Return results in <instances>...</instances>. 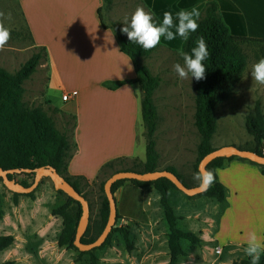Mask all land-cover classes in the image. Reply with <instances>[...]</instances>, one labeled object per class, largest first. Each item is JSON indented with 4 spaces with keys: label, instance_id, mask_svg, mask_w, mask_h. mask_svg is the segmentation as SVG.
Wrapping results in <instances>:
<instances>
[{
    "label": "crops",
    "instance_id": "0c3cea01",
    "mask_svg": "<svg viewBox=\"0 0 264 264\" xmlns=\"http://www.w3.org/2000/svg\"><path fill=\"white\" fill-rule=\"evenodd\" d=\"M18 1L25 26L31 35L32 48L45 47L47 49L46 62L41 65L47 68L46 81L49 85L59 89L61 98L65 93H73L68 101H62L60 98L63 102L60 107H54L48 101L53 109L60 110L65 116L72 115L75 119L71 134L67 133L70 142L74 145L67 163V175L81 177L92 183L103 166L111 161L137 158L140 163H143L145 159L142 160L134 154L137 144L140 142L146 144L145 129L141 118V90L135 82L136 74L131 60L119 50L112 24L123 28L125 21L130 20L138 7L152 13L147 2L174 6L180 0H111V3L106 6L104 3L103 6L101 0ZM78 1L87 3L86 12L90 19L88 22L83 21V24L71 22L58 29L57 33L64 37L63 46L59 44L58 49L54 51L47 42L37 40L35 36L37 16L34 10L40 7L41 10L38 9L40 13L43 10L45 13L53 14L56 18L57 14L62 11L66 14H73L74 6H78ZM209 1L211 0H201L188 10L198 11L199 19L204 15ZM224 1L233 5L240 15L251 16L252 12L256 18L259 15V0ZM95 12L98 20L99 14L102 19L106 17L107 20L104 23L106 28L101 29L97 25L94 18ZM158 48L156 50L165 51V49ZM105 81H126L128 83L115 90H110L101 86V83ZM178 81L179 78L175 79L176 83ZM159 89L160 84L153 95L158 116V124L154 133L155 148L159 154L158 169L172 167L182 175L174 162L180 160L183 162V159H186L185 155L189 151L192 152L194 140L197 159L199 136L194 127V100L190 101L191 105L187 103L189 95H186L183 89H176V86H170L162 93ZM189 107L192 113L191 121L186 119L184 114L187 109H190ZM161 113L165 114V118H162ZM158 142L162 143L160 147L157 145ZM176 144L178 147L175 146ZM113 145L122 147V150L114 154L103 150V147ZM162 145L164 152H162ZM189 162L190 159L187 160V163ZM215 172L218 181L225 188V201L220 203L224 205V208L216 217L210 214L205 218L199 214L191 216L192 220H201V218L203 220L201 225L198 224V231L194 232L198 233L202 239L201 244L196 246L199 255L208 257L214 255L215 252L221 254L223 247L231 252L235 249L244 252L248 236L253 232L256 233L259 241L264 243V174L261 173V168L248 161L233 159L226 161ZM125 191L131 192L132 196L139 200L132 201L130 206L125 205L123 201ZM155 192L157 191L152 186L141 188L126 181L113 194L116 210L120 216L119 226H126L130 230L132 228L145 230L143 235L147 241L155 238L152 233L147 232L155 224L152 212L157 214L160 208V222L164 220L159 204L160 195ZM175 192L176 190L169 191V203H171V197L177 196ZM187 198V202H195V198ZM176 216L177 221L182 220L180 216ZM214 225L217 229L225 226L228 234L226 232L227 235L220 236L218 232L213 233ZM232 263L233 259L228 262V264ZM210 264H217V262L215 260Z\"/></svg>",
    "mask_w": 264,
    "mask_h": 264
},
{
    "label": "trees",
    "instance_id": "16d2710c",
    "mask_svg": "<svg viewBox=\"0 0 264 264\" xmlns=\"http://www.w3.org/2000/svg\"><path fill=\"white\" fill-rule=\"evenodd\" d=\"M109 5L111 0H104ZM201 0H180L174 6H166L157 2H147L148 7L154 14L156 22H162L163 13H175L181 9L190 8ZM224 0H211L207 2L204 15L197 20L199 25L197 31L191 35L188 40L177 38L168 42L162 39L161 43L154 49L144 50L138 44L129 41L128 37L121 32L119 25L112 24L115 30V36L121 53L126 55L133 65L136 79L135 82L141 90V118L145 129V161L137 165L138 168H128L119 171H134L138 173H148L154 171H168L173 173L186 187L190 184L184 181L174 168L167 167L158 169L159 154L155 148L154 133L158 124V116L153 101V95L159 86L160 79L151 74L148 68L140 63V59L148 57L159 46H165L171 51L190 52L195 46L198 37L203 36L210 53L205 61V78L193 82L194 90V127L199 136L197 145V159L192 169L197 174L200 160L213 151L211 140L217 129L216 109L228 100L234 93L235 86L242 78L246 68L247 59L241 48V45L248 42L259 43L258 55L264 59V0H259V15L256 18L252 12L250 16H243L236 8ZM99 13V10H98ZM99 21L103 28H106L99 14ZM257 24V25H256ZM31 39V35L28 31ZM32 41V40H31ZM37 51L20 66L14 73L0 67V168L3 171L8 170H35L41 167H52L62 176L79 194H82L79 181L81 177H71L67 175V163L71 157L74 145L70 142L66 132L58 130L52 118L39 108L30 109L23 102L24 87L23 83L28 80L37 70V67L46 62L47 53L45 47H37ZM126 81L105 82V88L115 90L126 84ZM65 115V114H63ZM72 121L74 127V117L67 115ZM245 130L252 137L253 147L240 148L263 154L264 148V113L258 104L255 103L253 112L245 118ZM235 146V145H234ZM237 159L247 161L236 157L217 158L209 163L207 171L214 174L212 186L204 193L194 197H206L214 199L218 203L225 201V188L218 181L216 169L221 168L226 161ZM119 160V159H117ZM115 160V161H117ZM111 161L103 166L96 180L100 175H106L107 170H111L115 164ZM249 162V161H248ZM253 165L255 163L249 162ZM264 174V165H257ZM33 179V173H20ZM16 174L8 175L9 179H15ZM110 176V175H109ZM2 180V179H0ZM104 181L99 183L100 191L103 193L99 207L98 218L91 226H88L81 242L85 244L92 243L101 234L104 229L109 209L108 202L103 191ZM126 181L131 182L137 187L152 186L160 195L159 204L163 211L164 221L167 225V249L169 255L168 264H177L178 257L185 256L186 253L181 247V242L185 241L194 246H199L202 239L198 233L184 231L177 226V216L169 203L168 193L170 190H177L176 187L167 179L160 178L152 182H139L135 180H119L111 187V192L115 191ZM33 182V180H32ZM31 182V183H32ZM22 186L28 187L27 181H19ZM61 194H64L58 191ZM14 204L18 194H13ZM26 196L32 197L33 192ZM85 198V196L83 195ZM189 197V198H194ZM68 198V197H67ZM86 199V198H85ZM87 200V199H86ZM1 204V200H0ZM52 216L62 219V229L57 238V245L68 249H78L74 246L76 228L81 216V207L78 202L68 198L67 202L51 212ZM3 212L0 208V219ZM120 216L116 215V221ZM91 229L94 235L87 238ZM121 235L128 250L132 249L130 240V229L126 226L113 227L103 245L99 248L87 252L78 251L79 256H88L89 264H98V259L94 251L101 250L110 243L113 234ZM13 237L10 235L0 236V252L8 248L13 243ZM0 264H14L13 261H4ZM232 264H251L250 259L241 260ZM259 264H264V257L260 259Z\"/></svg>",
    "mask_w": 264,
    "mask_h": 264
},
{
    "label": "rangeland",
    "instance_id": "374dc122",
    "mask_svg": "<svg viewBox=\"0 0 264 264\" xmlns=\"http://www.w3.org/2000/svg\"><path fill=\"white\" fill-rule=\"evenodd\" d=\"M101 3L105 4V1L101 0ZM77 4L78 6H74L73 14H66L62 11L57 14L56 18L53 17V14L50 15L43 10L40 13V7H38L40 9L39 11L38 9H36L37 12L34 10L35 16H37L35 26L37 40L47 42L48 46L50 45L54 51L58 49L59 44L63 46L64 41L62 40L64 37L57 33L58 29L69 25L71 22L77 24L80 22L83 24V21L88 22L90 19L86 12L87 3L85 4V1H78ZM49 16L51 17L50 19ZM94 18L97 25L102 29L96 12ZM102 20L103 23H106L105 21L107 19L105 17ZM0 26L6 28L10 34L6 44L0 47V67L10 73H14L38 49L32 48V41L25 26L18 0H0ZM54 27L55 29L53 30ZM159 48L165 49V51L155 50L148 57L141 58L139 60L140 63L151 70L152 75L160 79V93L168 90L170 86H176V89H183L186 95H189L187 103L190 104V101L194 100L195 95L192 80L190 78L185 80L179 79L178 83L175 82V79L178 80V76L173 66L176 63L183 64L182 52L170 51L164 46H159ZM241 48L247 59L246 68L242 78L235 86L234 93L215 111L217 129L211 140L215 148L230 144L239 146L240 148L253 147L252 137L245 130V118L253 112L256 102H258L264 113V85L256 83L250 74L252 66L261 60L258 55L259 43H244L241 45ZM44 63L45 61L23 83L25 90L22 97L23 102L30 109L39 108L43 110L52 118L58 130L70 135L73 130V121L68 116L63 115L60 110L53 109L52 106L60 107L63 102L60 99L61 92L59 89L56 86L49 85L46 81L47 68L41 66ZM105 82L111 83L115 81ZM104 83L102 82L101 86L104 87ZM184 114L186 115V119L191 121V108L187 109ZM161 115L162 118H165L164 113H161ZM103 124L106 123L103 122ZM155 139L157 140V138ZM141 144L142 142L137 144L134 149V154L144 160L145 145ZM161 144V142H158V147ZM177 145L175 146L178 147ZM103 150L105 152L110 151V153L114 154L121 151L122 147L116 145L105 146ZM191 150L193 156L192 152L189 151L186 154L187 156L185 155L186 159H183V162L186 163L180 160L175 161L174 164L179 172L182 173L184 181L190 184V186H195L198 184L194 179L196 173L192 169L193 163L196 160L195 140ZM164 151L165 149L162 145V152ZM189 159L190 162L187 163ZM137 165H141L137 158H122L115 161L113 168L107 170L106 175H100L99 180H95L92 183L83 179L79 181L82 194L89 203L90 215L88 226H91L98 218L99 207L103 196L99 187L100 181L106 180L114 170L138 168ZM32 180L23 174H16L15 176L16 182L27 181L30 184ZM13 194L4 186L2 180H0V208L3 212L2 218L0 219V236L10 235L14 239L11 246L0 252V262L13 261L14 264H89L88 256H79L78 251L57 245V238L62 229V219L57 216H52L51 212L53 209L65 204L68 198L65 194H61L54 189L53 183L49 178H43L41 180L33 192L32 197L18 194L16 204H14ZM175 194L177 196L175 198L171 197L170 204H172L174 213L182 218V220L177 221V226L181 230L198 231V224L200 223L201 225L203 220L202 218L201 220H192L191 216L193 214H199L203 218L209 214L216 217L224 208L223 204L210 198L194 197L195 202H190V204L187 202L188 200L186 199L188 198L185 194L177 190ZM138 200L132 196L131 192H124L123 201L125 205L130 206L132 201ZM159 212H161L160 208ZM159 212L157 214L154 211L152 212L155 224L151 230H147L149 234L152 233L154 235V240H145L143 235L145 230L132 228L130 230L132 249L128 250L121 235L115 233L110 238V243L106 247L94 251L98 259V264H168V230L166 232L167 226L164 220L160 222ZM114 227H121L119 226L118 220L115 222ZM212 231L213 233L218 232L220 236L228 234V229L225 226L217 229L214 225ZM93 235V229H91L87 238ZM181 247L186 255L178 257L177 264H210L215 260L217 264H228L232 259L233 263L250 259L245 255V252L238 249L231 252L226 247L224 248L223 245L221 254L215 252L214 255H209L208 257L199 255V250L196 246L188 242L182 241ZM188 255L189 257H187ZM262 257H264V254L261 255L260 259Z\"/></svg>",
    "mask_w": 264,
    "mask_h": 264
},
{
    "label": "clouds",
    "instance_id": "9594fccd",
    "mask_svg": "<svg viewBox=\"0 0 264 264\" xmlns=\"http://www.w3.org/2000/svg\"><path fill=\"white\" fill-rule=\"evenodd\" d=\"M200 13L196 10L181 9L175 13L164 12L162 22H156L154 14L146 12L143 8H137L130 20L123 24L121 32L125 34L129 41L138 44L144 50L156 48L162 41H174L178 37L188 40L199 27L197 20ZM9 31L0 26V47L6 44L9 39ZM207 43L203 36L195 41V46L190 52L181 53L183 64L176 63L174 71L179 79H195L200 81L205 78V61L209 58ZM252 79L264 85V59L252 66ZM198 182L200 191L208 190L214 182V174L211 171L200 170L194 176ZM245 255L250 258L251 264H259L260 257L264 254V243H261L256 233H250L248 243L244 249Z\"/></svg>",
    "mask_w": 264,
    "mask_h": 264
},
{
    "label": "water",
    "instance_id": "95a60500",
    "mask_svg": "<svg viewBox=\"0 0 264 264\" xmlns=\"http://www.w3.org/2000/svg\"><path fill=\"white\" fill-rule=\"evenodd\" d=\"M236 157L243 160H247L249 162L255 163L257 165H264V154L258 155L255 152L239 149L234 145H227L220 148H216L207 155H205L198 164V172L200 170H206V167L209 163L217 158H230ZM33 173V182L28 187L22 186L20 183L16 182L15 179H9L8 175L13 174H20V173ZM0 178L4 186L15 194H23L27 195L35 191L39 183L43 178H49L52 183L53 187L56 191H60L64 193L68 198L76 201L79 203L81 207V216L76 228V234L74 238V246L80 252H87L93 249L99 248L103 245L105 240L107 239L108 235L110 234L112 228L116 222V203L111 192L112 185L119 181V180H135L139 182H152L160 178H165L169 180L177 190L185 194L187 197H194L196 195L202 194L205 191H200L198 185L195 187H186L173 173L168 171H154L148 173H138L134 171H119L116 173L111 174L107 179L104 181L103 191L105 197L108 202V219L104 229L102 230L101 234L96 238L95 241L89 244H85L81 242V238L84 235L88 223H89V215H90V208L88 201L83 197V195L79 194L62 176H60L56 170L52 167L46 166L31 170H8L3 171L0 168Z\"/></svg>",
    "mask_w": 264,
    "mask_h": 264
},
{
    "label": "built area",
    "instance_id": "2783aa9c",
    "mask_svg": "<svg viewBox=\"0 0 264 264\" xmlns=\"http://www.w3.org/2000/svg\"><path fill=\"white\" fill-rule=\"evenodd\" d=\"M73 96V93H65L62 95V101H68L71 99V97ZM263 154H264V150H263Z\"/></svg>",
    "mask_w": 264,
    "mask_h": 264
}]
</instances>
